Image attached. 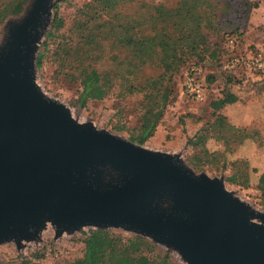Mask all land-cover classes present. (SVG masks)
Listing matches in <instances>:
<instances>
[{
	"label": "water",
	"instance_id": "1",
	"mask_svg": "<svg viewBox=\"0 0 264 264\" xmlns=\"http://www.w3.org/2000/svg\"><path fill=\"white\" fill-rule=\"evenodd\" d=\"M50 0H30L0 48V243L83 225L121 228L168 246L187 264H264V216L220 180L192 177L176 157L78 125L32 83L31 50ZM108 170L112 177L99 184ZM170 200V210L160 203ZM161 210V211H159Z\"/></svg>",
	"mask_w": 264,
	"mask_h": 264
},
{
	"label": "rangeland",
	"instance_id": "2",
	"mask_svg": "<svg viewBox=\"0 0 264 264\" xmlns=\"http://www.w3.org/2000/svg\"><path fill=\"white\" fill-rule=\"evenodd\" d=\"M13 1L0 0V6ZM177 1L130 0L114 11L119 14V19H127L140 16L145 10L144 7L149 4L159 2L165 7H171ZM29 2L30 0H26L23 12L16 16L8 15L0 23V48L7 40L10 25L20 18ZM254 2L257 3L255 7L252 6ZM197 3L204 19L202 31L207 36V44L203 49H197V54H188L185 64L172 77L162 116L151 136L139 146L176 157L192 177L204 173L212 179L220 180L224 190L234 200L264 216V198L256 187L257 177L264 170V75L249 72L239 65L230 68L226 59L231 52L223 42L225 34L234 35L238 32L234 56L248 58L259 53L264 60V0H197ZM49 5L31 50L30 67L36 90L59 103L68 117L78 125L90 124L96 129L109 131L127 140L128 135L134 133L138 126L141 95L130 93L125 87V81L112 79L101 99H87L83 107L77 105L76 98L81 89L77 79V70L81 64H94L98 71L111 77L115 72L118 73L128 51L118 48L111 39L102 40L101 49L95 50L101 57L98 63H93V54L88 57L78 54V51L80 48L85 49L83 38L87 34H98L97 21L91 19L92 6L97 5L92 0H50ZM111 15L112 12L103 13L99 18L106 20ZM53 16L61 22L57 29L52 26ZM38 56L39 64H36ZM79 56H82L81 64ZM155 62L137 71L135 79L132 80L133 84L144 78L156 77L159 68ZM185 72H192L202 84V101H194L186 94L182 86ZM208 78H211L210 81ZM224 87L236 92L242 91L237 93V104L242 105V126L233 130L226 126L218 127L209 106V102L219 97L220 90ZM218 113L225 116V119L234 120L240 115V112L228 108H221ZM114 126H122L123 130L114 131ZM198 134L204 138L203 147L210 154H214L213 156L204 159L200 147L186 143L187 138ZM193 156L201 162L200 170L193 169L187 162ZM229 177H233V180L230 181ZM111 178L114 177L105 169L100 171L97 181L105 184ZM160 204L162 211L170 210L169 198H164ZM251 221L264 229V222L257 218H252ZM95 228L98 227L83 225L77 230L63 231L56 235L52 221H45L29 239L20 240L18 244L12 240L0 243V264H71L73 261L79 264L84 253L82 240ZM103 229L125 237L137 234L121 228ZM146 238L162 251H169L170 264H187L172 248ZM94 240L96 250L93 257H96L105 249L106 243L101 237Z\"/></svg>",
	"mask_w": 264,
	"mask_h": 264
},
{
	"label": "trees",
	"instance_id": "3",
	"mask_svg": "<svg viewBox=\"0 0 264 264\" xmlns=\"http://www.w3.org/2000/svg\"><path fill=\"white\" fill-rule=\"evenodd\" d=\"M97 6H92L91 19L97 21L98 34L89 33L83 38L84 50L78 54H85L88 57L93 54V63H98L101 55L95 50L101 49V41L111 39L118 48L126 49L128 55L124 57L122 66L118 73L111 77L98 71L94 64L83 65L79 56L77 79L81 87L76 98L79 107H83L87 99H101L112 79L125 81L126 89L130 93L141 95L140 115L138 126L135 132L128 135L127 140L136 145H142L151 136L155 125L161 118L163 109L168 101V85L172 77L177 73L179 67L185 64L188 54H197V49L206 46L207 36L202 31L203 17L198 9L197 0H178L174 6L165 7L159 2L149 4L140 16L119 19V14L114 11L117 7L130 0H92ZM26 0H14L11 3L0 6V23L10 15L16 16L23 12ZM252 6H257L254 2ZM114 11V12H113ZM106 20H100L103 13H111ZM84 25L86 22L83 23ZM61 25L59 18L53 16L52 26L57 29ZM226 35V34H225ZM224 35V36H225ZM234 35L238 39V32ZM224 42V38H223ZM238 42V41H237ZM64 48V47H62ZM97 48V49H96ZM213 53V52H212ZM213 55V54H212ZM229 57L226 59L230 68ZM156 61L159 73L154 78H144L141 82L133 84L136 72L149 63ZM39 64V56L36 58ZM225 67L228 68L226 65ZM228 68V69H230ZM258 75H264L263 71H255ZM212 78V76H209ZM211 78L207 80L210 81ZM230 84L229 79L226 78ZM242 87V86H241ZM237 93L235 90L224 87L220 90L219 97L212 99L209 106L214 114V123L218 127L242 126V105L237 104ZM221 108H228L240 112L237 120L234 118L225 119V116L218 113ZM231 117V116H230ZM114 131L123 130L122 126H114ZM222 138L221 135H219ZM226 140V138H223ZM186 143L201 148L202 157L207 159L213 156L204 145L202 135L187 138ZM187 162L193 169L200 170L201 162L193 156ZM230 181L233 177H229ZM257 189L264 198V170L257 177ZM264 207V205H263ZM105 239L106 247L96 257L94 238ZM84 253L79 264H170L168 250H161L148 238L133 234L125 237L120 233L112 232L109 229L95 228L84 236ZM77 262H71L76 264Z\"/></svg>",
	"mask_w": 264,
	"mask_h": 264
},
{
	"label": "built area",
	"instance_id": "4",
	"mask_svg": "<svg viewBox=\"0 0 264 264\" xmlns=\"http://www.w3.org/2000/svg\"><path fill=\"white\" fill-rule=\"evenodd\" d=\"M224 43L230 53V66H241L250 71H263L264 70V60L262 55L256 53L255 55L248 56V58H242L241 56H234L233 51L236 49L237 39L233 34H226L224 36ZM183 88L186 94L192 98L194 101H202L204 99V89L203 86L192 72L184 73Z\"/></svg>",
	"mask_w": 264,
	"mask_h": 264
},
{
	"label": "bare ground",
	"instance_id": "5",
	"mask_svg": "<svg viewBox=\"0 0 264 264\" xmlns=\"http://www.w3.org/2000/svg\"><path fill=\"white\" fill-rule=\"evenodd\" d=\"M42 95V94H41ZM42 97H45L44 95H42Z\"/></svg>",
	"mask_w": 264,
	"mask_h": 264
},
{
	"label": "crops",
	"instance_id": "6",
	"mask_svg": "<svg viewBox=\"0 0 264 264\" xmlns=\"http://www.w3.org/2000/svg\"><path fill=\"white\" fill-rule=\"evenodd\" d=\"M241 30H242V28H241ZM242 37V36H241Z\"/></svg>",
	"mask_w": 264,
	"mask_h": 264
}]
</instances>
